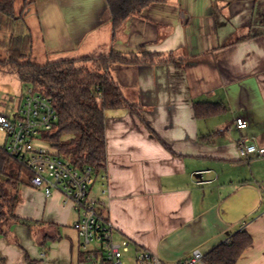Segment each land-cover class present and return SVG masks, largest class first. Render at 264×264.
I'll return each instance as SVG.
<instances>
[{"label":"crops","instance_id":"obj_1","mask_svg":"<svg viewBox=\"0 0 264 264\" xmlns=\"http://www.w3.org/2000/svg\"><path fill=\"white\" fill-rule=\"evenodd\" d=\"M5 17L2 40L31 35L40 63L111 50L158 54L110 68L138 112L106 111L107 165L92 194L115 240H130L124 259L143 248L179 261L244 229L253 243L236 264H264V156L238 146L244 136L264 147V0H159L115 33L106 0H15ZM199 101L226 110L198 118ZM18 192L15 214L27 223L12 219L0 232V262L82 264L84 252L99 249L84 244L61 192L47 197L30 179Z\"/></svg>","mask_w":264,"mask_h":264},{"label":"trees","instance_id":"obj_2","mask_svg":"<svg viewBox=\"0 0 264 264\" xmlns=\"http://www.w3.org/2000/svg\"><path fill=\"white\" fill-rule=\"evenodd\" d=\"M111 11L114 33L132 16L142 13L159 0H106ZM0 14L12 17L15 0H0ZM8 58L1 59L21 74L25 86L48 96L58 111L54 129L45 139L59 156L79 167L91 166L95 175L107 165L106 111L127 108L138 112V105L130 102L111 74L112 64L137 65L155 62L157 53H124L111 50L97 52L73 59H59L40 63L30 52L32 36L11 39ZM198 118L208 117L226 110V106L211 101L195 102ZM30 178L26 166L9 155L0 145V232L9 218L27 223L15 214L19 201L18 187L25 182L22 174ZM28 178V179H29ZM253 243L247 230H239L228 240L205 254L206 264H236L243 252ZM82 254V263L87 260Z\"/></svg>","mask_w":264,"mask_h":264},{"label":"built area","instance_id":"obj_3","mask_svg":"<svg viewBox=\"0 0 264 264\" xmlns=\"http://www.w3.org/2000/svg\"><path fill=\"white\" fill-rule=\"evenodd\" d=\"M57 121L58 111L52 100L27 85L15 110L0 111V135L5 141L1 146L26 166L34 187L43 188L47 197L59 191L66 203L71 202L78 214L74 229L85 245L98 243L100 246L98 250L88 252L87 260L82 264H126L123 259L131 249L130 240H115L113 225L104 217L100 200L92 194L94 169L76 166L56 151L36 146L37 142L46 141L45 134L54 129ZM236 125L244 129L248 121L238 117ZM238 146L246 157L264 156V147L248 143L244 136L238 140ZM204 257L201 250L195 249L188 258L166 262L149 250L137 248L131 260L133 264H206Z\"/></svg>","mask_w":264,"mask_h":264},{"label":"rangeland","instance_id":"obj_4","mask_svg":"<svg viewBox=\"0 0 264 264\" xmlns=\"http://www.w3.org/2000/svg\"><path fill=\"white\" fill-rule=\"evenodd\" d=\"M2 17L3 15L0 14ZM5 17V16H3ZM7 17V16H6ZM5 17V18H6ZM12 46L11 41L9 40H2L0 37V58L7 59L8 58V49ZM7 64H4L0 61V111L10 112L17 106L19 100H21L24 92H25V85L23 84L21 74L18 71H12ZM4 138L0 135V145L4 144ZM36 146H43L48 148L49 150L55 151V149L51 146L48 141H39L37 142ZM28 175L23 173L22 179L24 181L28 180ZM12 218L6 220L3 224V229H6V224H8ZM31 228V227H30ZM33 228V227H32ZM95 246L94 244L88 245L89 248ZM131 255V254H130ZM129 256V255H127ZM125 257L123 259L126 264H131V256L129 258ZM131 260V261H130ZM133 263V262H132Z\"/></svg>","mask_w":264,"mask_h":264}]
</instances>
